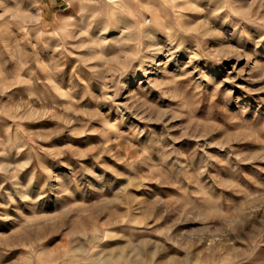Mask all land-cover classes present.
Returning <instances> with one entry per match:
<instances>
[{
  "label": "rangeland",
  "instance_id": "obj_1",
  "mask_svg": "<svg viewBox=\"0 0 264 264\" xmlns=\"http://www.w3.org/2000/svg\"><path fill=\"white\" fill-rule=\"evenodd\" d=\"M0 0V264H264V0Z\"/></svg>",
  "mask_w": 264,
  "mask_h": 264
},
{
  "label": "crops",
  "instance_id": "obj_2",
  "mask_svg": "<svg viewBox=\"0 0 264 264\" xmlns=\"http://www.w3.org/2000/svg\"><path fill=\"white\" fill-rule=\"evenodd\" d=\"M64 0H42V9L44 12H53V8L63 6Z\"/></svg>",
  "mask_w": 264,
  "mask_h": 264
}]
</instances>
